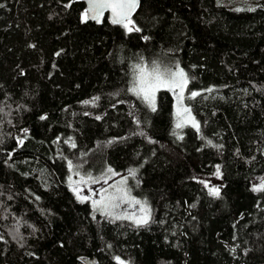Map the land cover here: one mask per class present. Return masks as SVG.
Returning <instances> with one entry per match:
<instances>
[{
	"label": "trees",
	"instance_id": "obj_1",
	"mask_svg": "<svg viewBox=\"0 0 264 264\" xmlns=\"http://www.w3.org/2000/svg\"><path fill=\"white\" fill-rule=\"evenodd\" d=\"M139 2L129 31L81 0H0V264H264V0ZM156 57L199 93V130L168 91L155 111L129 91ZM130 168L143 224L66 184Z\"/></svg>",
	"mask_w": 264,
	"mask_h": 264
},
{
	"label": "rangeland",
	"instance_id": "obj_2",
	"mask_svg": "<svg viewBox=\"0 0 264 264\" xmlns=\"http://www.w3.org/2000/svg\"><path fill=\"white\" fill-rule=\"evenodd\" d=\"M218 1L225 2L227 0ZM239 1L243 3L245 0ZM233 5L240 6L241 4L238 2V0H233ZM129 27H131V25H129ZM153 64L158 65L161 72L165 71L166 69L174 70L176 64H179V66L181 67L178 60L170 57H156L144 64L143 67L150 68ZM160 90L168 91L171 94L173 99V115L175 117V122L177 123V108L186 107L189 109L186 104V99L190 97L191 92H189L188 87L186 86L182 93L183 100L178 105L177 95L181 94L179 88L175 89V91H170L167 88H161ZM158 91L155 94V106ZM140 98L142 99V97ZM144 102L150 109H152V107L149 106L146 101ZM191 116L193 117L192 113ZM181 117H185V114L183 112L181 113ZM184 126L193 127L191 123H186ZM66 184L67 186H69V189L72 191L77 200L88 201L90 203L93 212L102 213L98 209V207L94 205V201L101 199V197L110 196L114 198L113 202L118 205L117 207L112 209L113 214L111 215V217L116 218L117 216H120L122 218L119 219H125L134 224H143L137 223L136 221L140 220L142 217H146L147 221H149L151 217V210L147 201L144 198L136 196L135 194L136 187L139 184V175L137 168H130L122 173L108 171L106 174L102 175H96L92 172L82 173L72 170L67 177ZM82 197L87 198L82 199ZM136 200L140 201V203H134V201ZM142 208H146L147 212H143Z\"/></svg>",
	"mask_w": 264,
	"mask_h": 264
},
{
	"label": "snow or ice",
	"instance_id": "obj_3",
	"mask_svg": "<svg viewBox=\"0 0 264 264\" xmlns=\"http://www.w3.org/2000/svg\"><path fill=\"white\" fill-rule=\"evenodd\" d=\"M136 7V0H91V5L89 11L93 14L92 18H97L104 9H110L113 16V23H122L129 31L132 28L129 27L132 21L129 19L130 13ZM238 11L240 9H237ZM83 19H87V14ZM127 21V23H125ZM139 31V29H135ZM147 39V37H145ZM188 84V77L185 74V71L179 66V64L175 65V69H166L161 72L159 66L153 64L150 68H145L143 66L137 65L134 67V78L132 82V87L129 88V91L134 93L137 97H142L144 101H146L149 106L152 107V110L155 111V94L161 88H167L170 91H175V89L179 88L180 93L177 95L178 105L183 100V90ZM211 91V89H208ZM199 93L191 92L190 98H194ZM98 98H93L92 101H84L85 104L92 103ZM185 114V117H181V113ZM178 121L175 125L177 129L184 127L186 123H191L194 128L199 130V124L195 121V118L191 116L190 110L188 108H177ZM44 117H41L43 119ZM99 118V117H98ZM111 171V169H109ZM255 191L264 190V184H261L258 187H254ZM211 194L219 195L218 189H211ZM87 197H82V199H86ZM114 198L110 196L101 197V199L94 201V205L98 207V209L106 215L111 216L112 209L117 207L118 205L113 202ZM134 203L139 204L140 201L136 200ZM143 212H147L146 208H142ZM117 219L122 218L120 216L116 217ZM127 218V217H124ZM137 223H146V217H142L140 220L136 221Z\"/></svg>",
	"mask_w": 264,
	"mask_h": 264
},
{
	"label": "water",
	"instance_id": "obj_4",
	"mask_svg": "<svg viewBox=\"0 0 264 264\" xmlns=\"http://www.w3.org/2000/svg\"><path fill=\"white\" fill-rule=\"evenodd\" d=\"M81 1H83L84 4H85V11H86V14H87V20L88 21L94 22L96 25H100L102 19L106 16L111 24H113V25L122 24V23H113L112 22L113 21V16H112V13H111L110 9H104L97 18L93 19L92 18L93 14L89 11L90 5H91V0H81ZM139 4H140L139 0H136V7L130 13L129 19H132V17L135 15V13L137 12V10L139 8Z\"/></svg>",
	"mask_w": 264,
	"mask_h": 264
}]
</instances>
